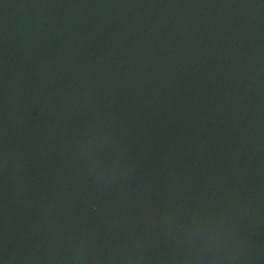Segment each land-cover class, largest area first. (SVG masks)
I'll use <instances>...</instances> for the list:
<instances>
[{
    "label": "water",
    "instance_id": "95a60500",
    "mask_svg": "<svg viewBox=\"0 0 264 264\" xmlns=\"http://www.w3.org/2000/svg\"><path fill=\"white\" fill-rule=\"evenodd\" d=\"M0 264H264V0H0Z\"/></svg>",
    "mask_w": 264,
    "mask_h": 264
}]
</instances>
